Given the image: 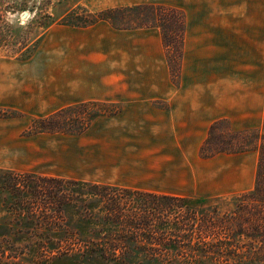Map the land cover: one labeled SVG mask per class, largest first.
I'll return each instance as SVG.
<instances>
[{"label":"rangeland","instance_id":"obj_1","mask_svg":"<svg viewBox=\"0 0 264 264\" xmlns=\"http://www.w3.org/2000/svg\"><path fill=\"white\" fill-rule=\"evenodd\" d=\"M144 4L184 16L177 76L157 27H134L126 22L132 12L117 21L128 29L99 19ZM85 101L120 112L80 135L26 133L31 119ZM263 108L264 0H0V174L34 172L232 207L253 188L256 151L202 158L199 148L219 119L234 130L258 129Z\"/></svg>","mask_w":264,"mask_h":264},{"label":"trees","instance_id":"obj_2","mask_svg":"<svg viewBox=\"0 0 264 264\" xmlns=\"http://www.w3.org/2000/svg\"><path fill=\"white\" fill-rule=\"evenodd\" d=\"M122 12L134 27H157L168 67L177 76L185 19L164 6L136 5L99 13L115 29ZM177 14V17L174 16ZM112 105L85 101L33 118L26 133L80 135ZM256 151L253 188L220 208L201 198L141 191L34 172L0 174V264H264V108L258 129L210 124L202 158Z\"/></svg>","mask_w":264,"mask_h":264},{"label":"water","instance_id":"obj_3","mask_svg":"<svg viewBox=\"0 0 264 264\" xmlns=\"http://www.w3.org/2000/svg\"><path fill=\"white\" fill-rule=\"evenodd\" d=\"M22 16H23V18H24V17L26 16V13H24Z\"/></svg>","mask_w":264,"mask_h":264},{"label":"crops","instance_id":"obj_4","mask_svg":"<svg viewBox=\"0 0 264 264\" xmlns=\"http://www.w3.org/2000/svg\"><path fill=\"white\" fill-rule=\"evenodd\" d=\"M183 44H184V40H183ZM167 194V193H166Z\"/></svg>","mask_w":264,"mask_h":264}]
</instances>
